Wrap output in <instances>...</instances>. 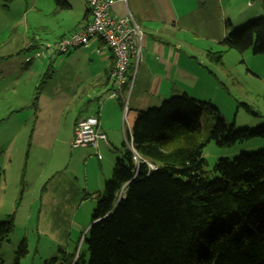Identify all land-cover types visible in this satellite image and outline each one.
Wrapping results in <instances>:
<instances>
[{"label":"trees","instance_id":"trees-1","mask_svg":"<svg viewBox=\"0 0 264 264\" xmlns=\"http://www.w3.org/2000/svg\"><path fill=\"white\" fill-rule=\"evenodd\" d=\"M54 2L55 9L70 8L67 0ZM35 42L28 49H36ZM221 44L264 54V15L232 30ZM223 52L208 50L206 56L221 65ZM205 110L213 124L203 139ZM235 126L211 101L187 93L139 111L131 128L139 161L125 141L117 147L111 175L92 210L86 264H264V147L220 157L205 169L203 148L209 140L229 146L264 137V123ZM12 230L8 214L0 221V245ZM26 247L22 239L16 257Z\"/></svg>","mask_w":264,"mask_h":264},{"label":"crops","instance_id":"crops-1","mask_svg":"<svg viewBox=\"0 0 264 264\" xmlns=\"http://www.w3.org/2000/svg\"><path fill=\"white\" fill-rule=\"evenodd\" d=\"M69 4L70 8L66 10L73 8ZM75 4L80 8L77 18L63 16L55 26L44 25L45 36L32 40L37 41L36 49L54 43L84 25L89 19L86 1L77 0ZM66 10L54 6L51 13ZM111 11L119 16L130 12L143 32L141 61L134 83L129 93H122L127 97L125 117L122 97L107 96L113 57L100 40H91L87 46L50 57L55 61L54 91L70 94L78 102L68 122L62 121L64 110H60L53 123L46 124L44 130L52 138L60 139L66 151L69 147V161L39 180L42 185L39 190L43 194L38 220L41 226L47 225L41 227L42 231L53 239L54 236H65L66 219L73 217L74 209L88 197L100 195L104 180L111 173L105 156L117 157V147L124 141V130H131L139 111L157 106L164 99L180 93L209 100L215 105L218 103L225 85L216 73L219 65L209 61L206 53L208 50L231 52L233 49L222 46L223 38L244 22L264 15V0H126L114 2ZM246 53L249 51L242 52ZM94 114L98 116L106 141H101L96 149L73 147L71 140L76 122ZM72 161L74 166L70 167ZM79 163L83 171H75ZM40 177L42 173L38 179ZM34 182L35 179L31 183L35 185Z\"/></svg>","mask_w":264,"mask_h":264},{"label":"rangeland","instance_id":"rangeland-1","mask_svg":"<svg viewBox=\"0 0 264 264\" xmlns=\"http://www.w3.org/2000/svg\"><path fill=\"white\" fill-rule=\"evenodd\" d=\"M67 1L73 6L71 10L52 14L54 0H0V221L13 215V230L0 245V264H74L76 259L78 264H86L88 260L87 229L100 195L88 197L74 209L73 217L66 219L64 237L53 239L42 231L41 227L47 225L41 226L38 220L43 194L39 180L69 161V147L66 151L60 139L47 134L46 124H52L60 110H64L62 121L68 122L78 102L70 94L54 91L55 61L51 59L60 54H52L51 59L47 55L36 58L35 52L40 48L28 49V44L45 36L44 25L55 26L63 16L77 18V0ZM248 51L249 54L235 50L223 53L222 64L216 69L225 85L216 106L227 123L237 125L235 128H254L264 123V54ZM26 56L31 57V62L26 63ZM240 103L259 114L248 113ZM212 124L211 113L205 110L203 139ZM262 147L261 136L229 146L209 140L203 148L205 169L211 170L220 157L232 159L241 152H256ZM105 157L112 172L115 156ZM69 166L73 167L74 162ZM81 169L79 163L75 171ZM40 173L42 177L38 179ZM34 179L35 185L31 183ZM22 239L27 252L16 257Z\"/></svg>","mask_w":264,"mask_h":264},{"label":"built area","instance_id":"built-area-1","mask_svg":"<svg viewBox=\"0 0 264 264\" xmlns=\"http://www.w3.org/2000/svg\"><path fill=\"white\" fill-rule=\"evenodd\" d=\"M89 19L76 31L63 36L51 45H46L35 52L36 58L51 56L54 53H66L72 49L87 46L91 40H100L102 46L111 51L113 64L109 73L110 88L107 96L122 97L123 117L127 110V97L123 91L130 92L134 83L138 64L141 61L143 32L130 12L123 16L112 13L114 2L126 0H85ZM30 58L27 57L26 60ZM130 69V72H129ZM101 141H106V134L102 130L98 116L90 115L77 121L74 128L71 145L90 146L98 148ZM124 141L133 153V160L137 164V154L131 138V130H124ZM150 167H153L149 163Z\"/></svg>","mask_w":264,"mask_h":264},{"label":"bare ground","instance_id":"bare-ground-1","mask_svg":"<svg viewBox=\"0 0 264 264\" xmlns=\"http://www.w3.org/2000/svg\"><path fill=\"white\" fill-rule=\"evenodd\" d=\"M25 58H27V57H25ZM30 60H31V57H30V59H29V60H26V63H28V62H31Z\"/></svg>","mask_w":264,"mask_h":264}]
</instances>
